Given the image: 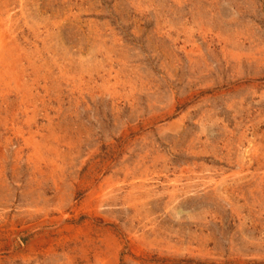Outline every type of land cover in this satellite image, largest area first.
<instances>
[{
	"label": "rangeland",
	"instance_id": "1",
	"mask_svg": "<svg viewBox=\"0 0 264 264\" xmlns=\"http://www.w3.org/2000/svg\"><path fill=\"white\" fill-rule=\"evenodd\" d=\"M0 264H264V0H0Z\"/></svg>",
	"mask_w": 264,
	"mask_h": 264
}]
</instances>
